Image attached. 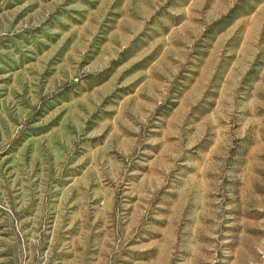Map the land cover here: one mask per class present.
Returning a JSON list of instances; mask_svg holds the SVG:
<instances>
[{
    "label": "rangeland",
    "instance_id": "1",
    "mask_svg": "<svg viewBox=\"0 0 264 264\" xmlns=\"http://www.w3.org/2000/svg\"><path fill=\"white\" fill-rule=\"evenodd\" d=\"M0 264H264V0H0Z\"/></svg>",
    "mask_w": 264,
    "mask_h": 264
}]
</instances>
